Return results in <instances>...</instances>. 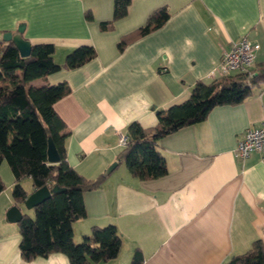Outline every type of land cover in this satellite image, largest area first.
Instances as JSON below:
<instances>
[{
    "label": "crops",
    "instance_id": "1",
    "mask_svg": "<svg viewBox=\"0 0 264 264\" xmlns=\"http://www.w3.org/2000/svg\"><path fill=\"white\" fill-rule=\"evenodd\" d=\"M160 7L167 19L119 50V38ZM112 10L113 0H0V40L23 23L31 43H54L59 64L78 45L95 49L82 65L31 81L70 87L53 107L66 125V160L87 178L118 163L119 135L130 122L156 125V109L188 99L197 80L219 77L212 70L232 42L259 43L255 62L264 60V0H131L128 14L101 30L99 22L111 19ZM263 114L264 82L242 102L214 106L205 119L160 137L165 175L139 179L123 162L116 165L99 187L83 192L86 217L73 221L74 240L92 225L116 226L119 254L94 264H126L136 247L142 264H221L256 239L264 244V154L233 155L242 133ZM0 177V264H69L61 252L21 258L18 225L9 217L14 177L5 160ZM22 185L27 195L34 191L29 177ZM18 206L29 214L24 203Z\"/></svg>",
    "mask_w": 264,
    "mask_h": 264
},
{
    "label": "trees",
    "instance_id": "2",
    "mask_svg": "<svg viewBox=\"0 0 264 264\" xmlns=\"http://www.w3.org/2000/svg\"><path fill=\"white\" fill-rule=\"evenodd\" d=\"M131 0H113L112 17L100 21L101 30H110L114 22L128 14ZM85 18L93 15L85 11ZM165 7L150 13L145 23L121 36L117 48L122 50L131 40L159 27L168 17ZM52 42L31 43L28 56L19 55L11 40H0V163L5 160L13 174L11 196L16 205L24 203L27 191L22 179L29 177L34 189L54 184L64 190L33 206V215L22 213L16 220L21 236L19 251L29 261L54 252L66 255L69 264H94L114 259L119 254L122 236L114 224L92 225L88 233L75 241L72 223L86 217L83 192L100 186L106 176L87 178L66 160V125L53 103L66 95L70 87L61 81L54 84H33L62 67L74 68L95 56L93 46L81 44L70 50L62 64L54 60ZM264 82V60L250 71H234L205 83L197 80L185 101L156 109L158 122L142 127L138 122L127 126V143L117 155L131 175L139 179L158 178L167 173V164L157 140L177 129L205 119L217 105L238 104ZM51 138L59 155L55 163L47 160V139ZM5 183L0 177V192ZM144 256L134 248L126 264H142ZM221 264H264V244L256 239L245 252L228 258Z\"/></svg>",
    "mask_w": 264,
    "mask_h": 264
},
{
    "label": "built area",
    "instance_id": "3",
    "mask_svg": "<svg viewBox=\"0 0 264 264\" xmlns=\"http://www.w3.org/2000/svg\"><path fill=\"white\" fill-rule=\"evenodd\" d=\"M259 47V43L246 37L239 38L232 42L229 49L222 54L219 64L212 72L223 76L234 71H250L256 63ZM127 140V135H119L121 145H125ZM252 152L264 154V114L258 125L245 129L237 141L233 155L237 159H245Z\"/></svg>",
    "mask_w": 264,
    "mask_h": 264
},
{
    "label": "water",
    "instance_id": "4",
    "mask_svg": "<svg viewBox=\"0 0 264 264\" xmlns=\"http://www.w3.org/2000/svg\"><path fill=\"white\" fill-rule=\"evenodd\" d=\"M24 30V24L21 23L17 26L16 32L11 31H4L1 35V39L3 40H11L15 46L18 49L19 55L22 57H26L31 52V42L23 37L22 33ZM59 159V155L57 152V149L52 141V139L49 137L47 139V160L50 163H55ZM117 165L116 161H113L110 163L107 168L103 171V176L108 175ZM64 187H60L57 184H54L51 188L48 186H42L40 188L34 189L33 192L27 195V197L24 200V204L27 208H32L33 206L38 205L45 199H47L52 192L64 190ZM22 216V213L20 211V208L18 205L12 206V208L9 210V217L11 220L16 221Z\"/></svg>",
    "mask_w": 264,
    "mask_h": 264
},
{
    "label": "rangeland",
    "instance_id": "5",
    "mask_svg": "<svg viewBox=\"0 0 264 264\" xmlns=\"http://www.w3.org/2000/svg\"><path fill=\"white\" fill-rule=\"evenodd\" d=\"M27 210H28L27 212L32 216L33 215V211L30 208H28Z\"/></svg>",
    "mask_w": 264,
    "mask_h": 264
}]
</instances>
